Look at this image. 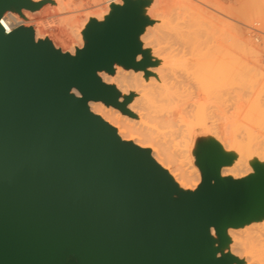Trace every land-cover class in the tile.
Returning <instances> with one entry per match:
<instances>
[{
	"label": "water",
	"instance_id": "water-1",
	"mask_svg": "<svg viewBox=\"0 0 264 264\" xmlns=\"http://www.w3.org/2000/svg\"><path fill=\"white\" fill-rule=\"evenodd\" d=\"M41 3L0 0V19ZM136 3L114 8L83 33L74 56L32 28L0 24V264H231L216 256L213 226L250 221L262 185L220 178L221 160L203 151L201 184L178 191L148 150L123 142L88 101L122 113L130 97L97 71L141 69ZM77 92L79 96L75 94Z\"/></svg>",
	"mask_w": 264,
	"mask_h": 264
},
{
	"label": "bare ground",
	"instance_id": "bare-ground-1",
	"mask_svg": "<svg viewBox=\"0 0 264 264\" xmlns=\"http://www.w3.org/2000/svg\"><path fill=\"white\" fill-rule=\"evenodd\" d=\"M30 1L49 2L46 5L54 13L52 16L58 18L56 21L59 20L60 25L64 23L68 28L66 30L77 35V38H80L91 20L101 23L113 14L114 8H121L126 1L136 3L138 19L146 22L137 37L140 53L136 55V61H144L145 64L141 69L114 64L113 74L97 71V76L103 84L114 86L119 101L124 97L131 98L126 106L130 113L149 119L167 129L169 134L194 124L200 125L216 146L217 151L212 154L224 163L223 167L218 168L221 176L231 175L236 178L251 174L250 177L260 181L261 200L251 213L250 221L240 228L227 227L222 237L217 235L212 226L210 237L214 239L213 247L217 248V257L230 252L234 255L231 264H264V130L258 136L259 140L240 133L233 120L231 111L235 105L231 102L235 97L233 89L242 86L238 80H241L243 74L238 71L233 60L222 59L219 55L223 43L238 39V28L244 31L250 29V71L264 89V5L250 11V14H242L232 6H224L219 0ZM10 9L2 16V26L6 32L21 23L22 26L32 28L35 41L38 36H43L32 27L38 24L31 17L33 14L25 15L24 18ZM75 44L78 45L77 42ZM70 51L74 53L72 47ZM236 80L238 82L233 88ZM248 87L252 88L250 84ZM261 92H257L259 97L253 94L256 98L250 93L256 99L250 103L257 108L264 107V96H260L264 93ZM75 94L79 96L77 92ZM222 101H225V106ZM226 101L230 103L227 105ZM87 107L92 114L111 126L123 142L135 146L136 143L145 142L140 140L133 143L131 134L122 129L123 116L116 109L100 101H88ZM188 152L187 158L192 169L189 180L196 181L197 186L200 183V172L195 164V150L190 148ZM151 158L165 171L177 190H190L188 180L182 174L171 171L157 154L151 155Z\"/></svg>",
	"mask_w": 264,
	"mask_h": 264
},
{
	"label": "rangeland",
	"instance_id": "rangeland-1",
	"mask_svg": "<svg viewBox=\"0 0 264 264\" xmlns=\"http://www.w3.org/2000/svg\"><path fill=\"white\" fill-rule=\"evenodd\" d=\"M77 1L79 2V0H77ZM82 1L83 2H87V1L90 2L92 0H82ZM219 1L224 6H232V7L236 8V10L238 12L240 11L242 14L243 13L244 14H246V13L250 14V11L257 10V8L260 9L264 5V0H219ZM255 1H257V2H255ZM34 3H38V2H34ZM40 3H41V6L38 9H36V11L34 10L36 13H34V11L25 10L24 11L25 14L22 15V11H21L20 16L25 18V15L33 14V15H31V17L34 18L36 20V22H38V24L32 25V27H33V29H38L43 34V36H38L36 41H38V40L49 41L55 49H58L63 53H69L70 55L73 56L77 50L82 49L86 44V41H85L84 36H83V33L86 30V27L90 24V22L91 23L92 22L99 23V22H97L95 20H91L89 22V24L85 27L83 32L81 33L80 38L79 37L77 38V35L75 36V34L71 33L70 30H69V32L66 30L68 28L64 25V23H61L65 26L63 28L62 27L63 25H60L59 20H58V22L56 21L58 18H55V16H52L54 13L52 11L48 10L47 9L48 5H46L47 3L49 4V2L40 1ZM40 9L43 11L40 12L41 11ZM45 9H47V10H45ZM10 11H11V9H10ZM49 15L51 17H49ZM248 20L249 21H247V23L250 25V19H248ZM56 23H59V24H56ZM23 27H25V26H23ZM238 31H239V32H237V34H238L237 38L238 39H235V40L232 39L231 41L223 43L222 46L220 47L219 55H220V58H222V59L233 60L236 63L238 71H241L242 73L241 72L240 73L243 74L242 77H240L241 75L239 76L241 78L242 82L244 81L243 83L241 82L239 77L237 78V79H239L238 81L240 82L238 84H241L242 86H240V85L236 86V84L238 82L236 80L235 84L233 85V88L235 86L237 88L236 87L234 89L232 88L234 91L233 96H235V97H233L234 101L231 102L232 104L235 105V108L232 109L233 111H231V112H233V120L235 121L237 128L240 130V133H242L245 137H249L250 139L254 137V138H257V140H259L258 136H260V134L264 130V107L257 108L255 106H253L250 102H251V100H253L254 98H256L259 95V93L257 95V92H259V91L261 92L264 89H262L263 86H261V83L259 81H257L258 78H256V76L252 77V75L254 73L252 71H250V69H251L250 68V60L252 59L250 57V35H249L250 29L246 30L247 31L246 32V31H244V29L238 28ZM240 34H242V36ZM247 34H248V36L245 37ZM245 38H246V40H245ZM79 39H80V41H75V40H79ZM247 40H248V42H247ZM75 42H77L78 45H76ZM71 47H72L73 52H74L73 54L70 51ZM113 71H114V67H113L112 72L110 74H113L114 73ZM99 72H106V71L102 70ZM106 73H108V72H106ZM243 77H244V79H243ZM250 77H251V79H250ZM247 82H249V84L252 88L248 87L249 84ZM255 84L257 86H255ZM105 85L111 86L112 88L114 87L112 84H105ZM258 85H260L261 88ZM257 87L262 89V90L258 89ZM250 89H251V91H250ZM255 91H256V93H255ZM262 92L264 93V91H262ZM234 93H238V94H234ZM250 93L254 98H252ZM253 94H255V96L256 95L257 96L255 97ZM260 96H264V94H261ZM239 98H242V100L241 99L239 100ZM236 99H237V101H236ZM260 99H258V100H260ZM254 100H256V99H254ZM262 100H264V99H262ZM222 102H223L222 105L225 106V103H224L225 101H222ZM239 102H240V105H239ZM227 103H230V101L229 102L226 101V104ZM224 106H222V107L224 108ZM228 107H225V108H227V110H228V109H230ZM126 109H127V107H126ZM117 111L119 114H121L123 116L122 117V120H123L122 121V124H123L122 129L125 132H129L131 134V136L134 140L133 143H136L140 140L145 141L144 143H136L138 148L143 149V150H148L150 152V156L157 154L159 159L167 167H169V169L171 171L174 170V173L182 174L188 180L187 186H188V188H190V190L178 189V191H182V192L196 191L198 186L201 184V179H202L201 178V171H200L199 165H198V158L200 157L201 153L205 150H207L208 152H211V153H215L217 151L216 146H214L211 143L210 138L202 131L201 126L194 124L190 128H182L181 130L176 131L174 134H169L167 132V129L161 128L159 125L150 121L147 118L138 117L136 115H133L132 113H130V111L128 109H127L128 113H126V114L120 112L119 110H117ZM260 147L262 148V145ZM190 148H194V150H195V157H194L195 158V164L197 165L198 170L200 172V183L197 186H196V184H197L196 181L189 180L190 171L192 169L190 168L191 163L189 162L187 156L189 155L188 149H190ZM263 149H264V147H263ZM223 165H224V163L222 162V164L220 166L223 167ZM222 167H220V168H222ZM239 174L240 173H238V175ZM250 175L251 174H247L245 176H241V177L238 176V177L234 178L235 176H233V177L231 175L221 176L219 174V177L224 178V179H230L232 181H241V180H244L245 178H249ZM244 225H246V223L239 226V228L243 227ZM224 254H230L231 256L234 257V255L231 254L230 252H226V253H223L221 255H224ZM220 256H218V257H220Z\"/></svg>",
	"mask_w": 264,
	"mask_h": 264
},
{
	"label": "built area",
	"instance_id": "built-area-1",
	"mask_svg": "<svg viewBox=\"0 0 264 264\" xmlns=\"http://www.w3.org/2000/svg\"><path fill=\"white\" fill-rule=\"evenodd\" d=\"M2 19L3 18L0 19V24L1 25H2ZM20 26H22L21 23H18V24L15 25V27L12 30H14V29H16L17 27H20Z\"/></svg>",
	"mask_w": 264,
	"mask_h": 264
}]
</instances>
